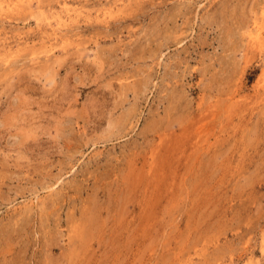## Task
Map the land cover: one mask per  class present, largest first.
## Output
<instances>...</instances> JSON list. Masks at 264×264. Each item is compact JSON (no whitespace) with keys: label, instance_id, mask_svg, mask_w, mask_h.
Wrapping results in <instances>:
<instances>
[{"label":"rangeland","instance_id":"374dc122","mask_svg":"<svg viewBox=\"0 0 264 264\" xmlns=\"http://www.w3.org/2000/svg\"><path fill=\"white\" fill-rule=\"evenodd\" d=\"M0 264H264V0H0Z\"/></svg>","mask_w":264,"mask_h":264},{"label":"bare ground","instance_id":"6f19581e","mask_svg":"<svg viewBox=\"0 0 264 264\" xmlns=\"http://www.w3.org/2000/svg\"><path fill=\"white\" fill-rule=\"evenodd\" d=\"M3 8V7H2Z\"/></svg>","mask_w":264,"mask_h":264}]
</instances>
